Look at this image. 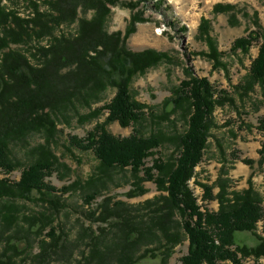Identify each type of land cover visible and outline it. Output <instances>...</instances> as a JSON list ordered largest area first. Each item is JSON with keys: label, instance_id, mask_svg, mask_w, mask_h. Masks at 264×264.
<instances>
[{"label": "rangeland", "instance_id": "374dc122", "mask_svg": "<svg viewBox=\"0 0 264 264\" xmlns=\"http://www.w3.org/2000/svg\"><path fill=\"white\" fill-rule=\"evenodd\" d=\"M0 2L20 18L30 20L36 6L40 13L51 14L56 0ZM66 2L72 13L66 15L65 22L45 37L33 35L0 51V65L3 53L16 51L40 69L45 60L41 48L60 38L78 39L83 29L86 35L100 30L105 43L117 47L115 53L151 52L163 57L143 73L125 78H129L130 95L146 107L144 119L129 128L107 121L104 108L116 94L114 80L118 78L109 66L112 55L105 50L93 59L95 65L87 62L54 69L59 78L77 72L79 80L91 88L90 95L86 89L85 97L83 93L62 92L56 87L59 78L53 79L54 91L34 92L31 85L25 92L16 84L6 92L12 98L22 93L35 96L32 105L39 102L36 106L43 108L39 115L46 127L42 123L15 125L19 122L13 107L6 110L8 114H0V141L5 142L6 153L15 165L10 173L0 170V180L16 184L23 169L31 164L48 161L52 166L44 180L51 186L45 195L33 191L1 200L0 260L5 264H182L189 241L179 213H173L164 226L159 225L157 211L162 209L167 193L155 182L161 174L154 164L155 160L173 163L178 155L189 106L174 103V91L192 76L207 78L214 88L225 92L222 97L227 99L213 113L203 160L189 181L193 195L203 209L217 211L218 201L204 200L200 184L210 186L214 195L222 187L231 193L252 186L264 205V158L259 153L264 141V131L259 129L264 117V80L252 84L248 75L262 39H256L246 52L231 50L235 40L264 32V0ZM208 37L215 45L208 43ZM80 45H84L82 41ZM103 124L117 137L137 133L159 138L161 146L145 159V167L153 168V179L143 169L133 172L129 167H103L91 149L72 144V137L87 144L84 140L89 132ZM256 233L264 238L263 222L258 223ZM236 240L237 245L248 248L260 244L251 233H236ZM239 257L243 264H264V256Z\"/></svg>", "mask_w": 264, "mask_h": 264}, {"label": "trees", "instance_id": "16d2710c", "mask_svg": "<svg viewBox=\"0 0 264 264\" xmlns=\"http://www.w3.org/2000/svg\"><path fill=\"white\" fill-rule=\"evenodd\" d=\"M140 1L146 2L147 0ZM66 4V0H56L52 4L54 6L50 10L51 14L48 15L40 13L36 6L33 18L24 20L17 16L16 12L7 10L0 2V51L4 52L9 49L11 44L24 43L27 38H33V35L45 37L51 34L54 27L65 22L66 15H71L72 10ZM258 27L261 26L258 24ZM82 31L84 33L78 39L70 41L60 38L54 40L49 46L41 48L40 51L45 60L40 69L35 68L30 60L20 52L3 53L0 65V114H8L6 110L13 107L15 111L13 116L19 122L15 125L19 126L20 124L21 126L28 123L37 126L42 123V126L46 127L45 120H41L42 117L39 115L43 108L36 106L39 102L32 105V102H35V96L30 97L22 93V96L12 98L9 95L6 96V92L8 90L10 92L12 86L16 84L21 86V90L25 92L29 91L27 89L31 85L34 87V92L54 91L57 88L64 93L76 95H81L85 89L90 92L91 88L83 83V79L79 80L77 72H70L59 78L60 76L54 72L58 70L54 69L56 67L88 65L87 62L95 65L93 59L97 60L99 55L104 54L102 50H105L110 53V56L112 55L109 66L114 69L116 78H118V80H114L116 94L104 108L108 113L107 121L117 122L120 126L129 128L144 119L146 107L130 95L129 78L131 79L134 74L143 73L150 66L156 65L163 56L151 52L135 55L123 50L119 51L121 54L115 53L117 47L115 45V47L108 46L104 40L105 35L100 30L97 29L95 40L93 39L96 36L94 31H92L93 34L90 31L88 35L85 34V29ZM257 34L253 33L248 37L235 40L231 48L233 52L238 50L246 52L256 39H262L258 55L249 68L248 75L249 80L253 81L252 84L262 83L264 80V32ZM80 41L85 46L80 45ZM207 41L211 46L215 45V41L211 37H208ZM92 52L97 55V58L90 54ZM87 57L92 60L87 61ZM49 68H51L50 71H48ZM128 71L131 73L130 75H128ZM127 77H129L128 81L125 80ZM55 78H59V87L53 83L54 80H57ZM88 94L83 93L84 97ZM174 95L178 100H175L174 103L189 106L187 128L180 137L179 151L175 161L165 163L162 160H155L154 169L161 174L155 179V182L160 190H165L167 193L163 197L162 209L157 211V216H159L156 217L160 219L159 225L164 226L171 219L173 213L180 214L181 226L189 241L188 253L181 259L182 264H223V262L243 264L239 257L240 254L254 255L257 258L264 256V238L256 233L257 225L260 222H263L264 230V205L258 195L254 193L252 186L247 190L231 193L222 187V190L214 195L210 186L200 184L204 189V200L218 201L219 209L217 211L203 209L189 186V181L194 177L196 167L202 162L208 145L210 130L213 127V113L218 106L227 103V99L222 97L225 92L214 88L207 78L192 76L174 91ZM11 119L13 120L12 116ZM259 129L264 131V117L260 119ZM1 134L5 133L1 130ZM71 139L74 146L91 149L103 167H129L133 172L143 169L145 175L150 180L153 179V168L145 167V159L154 149L161 146V141L156 136L144 137L133 133L128 137H117L110 133L106 125L103 124L89 132L84 140L87 144H83L82 140L75 137ZM259 153L264 158V141ZM244 163L251 165L252 161L244 160ZM51 166L52 164L48 161L31 164L23 169L21 179L16 184L9 185L8 180H0V203L6 196L15 194L22 197L37 191L39 194L45 195V190L48 191L51 187L44 182ZM14 169L15 165L6 153L5 142L0 141V170L10 173ZM9 217L12 218L11 214ZM6 218L8 217L5 213L4 219L7 220ZM163 232L169 233L165 227ZM239 232L253 234L260 244L255 248L237 245L236 233ZM96 254L99 255L100 252H96ZM94 256L95 254L92 257ZM0 264H5V262L0 260Z\"/></svg>", "mask_w": 264, "mask_h": 264}]
</instances>
